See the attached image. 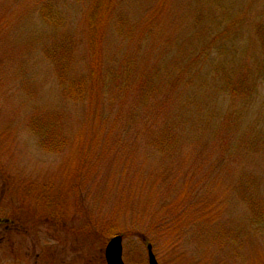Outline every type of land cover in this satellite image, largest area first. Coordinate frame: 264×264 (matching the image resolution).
<instances>
[{
  "label": "rangeland",
  "instance_id": "374dc122",
  "mask_svg": "<svg viewBox=\"0 0 264 264\" xmlns=\"http://www.w3.org/2000/svg\"><path fill=\"white\" fill-rule=\"evenodd\" d=\"M0 217V263L264 264V0H0Z\"/></svg>",
  "mask_w": 264,
  "mask_h": 264
},
{
  "label": "water",
  "instance_id": "95a60500",
  "mask_svg": "<svg viewBox=\"0 0 264 264\" xmlns=\"http://www.w3.org/2000/svg\"><path fill=\"white\" fill-rule=\"evenodd\" d=\"M8 220H0V223H6ZM149 251V263L158 264V261L153 253V246L147 241ZM106 259L108 264H125L123 261V236L118 235L113 237L106 248Z\"/></svg>",
  "mask_w": 264,
  "mask_h": 264
},
{
  "label": "flooded vegetation",
  "instance_id": "af4514ba",
  "mask_svg": "<svg viewBox=\"0 0 264 264\" xmlns=\"http://www.w3.org/2000/svg\"><path fill=\"white\" fill-rule=\"evenodd\" d=\"M12 224V223H10ZM10 224H6L4 226V233H5V236L2 235L0 237V244L3 245V252H6L7 256L11 254V250L12 251H15L14 247H15V242L14 241H11L10 240V237H9V234L12 233V228H11V225ZM2 225V224H1ZM18 244V247H16V249L18 248V253H17V260H15L16 262H13V263H0V264H25V262L28 260L26 257V254H25V250H24V246H21L19 247V243L17 242ZM31 255V254H30ZM41 254L40 253H37L36 256H35V260L37 259L38 261H36V264L37 262L39 263V258H40ZM53 260V259H52ZM55 263V262H54ZM53 264V263H52ZM56 264V263H55ZM105 264V262H104Z\"/></svg>",
  "mask_w": 264,
  "mask_h": 264
},
{
  "label": "trees",
  "instance_id": "16d2710c",
  "mask_svg": "<svg viewBox=\"0 0 264 264\" xmlns=\"http://www.w3.org/2000/svg\"><path fill=\"white\" fill-rule=\"evenodd\" d=\"M105 98H103V99H101V101L99 102V99H97V105H99V106H101V107H104L105 106V100H104ZM110 100L108 99L106 102H109ZM96 108H98L97 106H96ZM127 115V112H126V109L124 108V115L123 116H126ZM152 124V123H151ZM159 124H161L160 126H162L160 129H157V130H163L165 127H163L164 126V123L163 122H159ZM168 124H166V126H167ZM127 128V130L130 128V126H127L126 127ZM153 128L154 129H156L154 126H153ZM154 129H152V130H154ZM157 141H159V140H157ZM156 141V142H157ZM155 142V143H156ZM157 144V143H156ZM155 144V145H156ZM21 190H23V189H21ZM21 190L19 191V192H21ZM24 191H25V189H24ZM19 194V193H18ZM14 198H15V201L17 202V203H19L20 201H22L21 199H19V200H17V197L16 196H14ZM48 208H47V211L49 212H47L46 213V215H45V219H44V221L45 222H49V223H51V224H56L55 222H53L52 220H53V218L55 217V216H57V214L55 213V211H54V208L52 207V206H50V204H49V206H47ZM45 209V208H44ZM46 210V209H45ZM44 210V211H45ZM52 211V212H51ZM51 213V214H50ZM57 213H58V211H57ZM121 233V232H120Z\"/></svg>",
  "mask_w": 264,
  "mask_h": 264
}]
</instances>
